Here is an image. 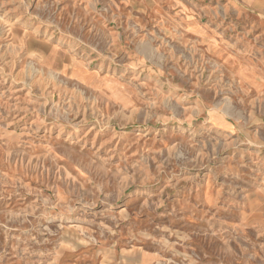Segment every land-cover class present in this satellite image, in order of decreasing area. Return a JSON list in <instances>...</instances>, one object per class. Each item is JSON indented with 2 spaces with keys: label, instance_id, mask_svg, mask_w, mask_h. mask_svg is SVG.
I'll return each mask as SVG.
<instances>
[{
  "label": "rangeland",
  "instance_id": "obj_1",
  "mask_svg": "<svg viewBox=\"0 0 264 264\" xmlns=\"http://www.w3.org/2000/svg\"><path fill=\"white\" fill-rule=\"evenodd\" d=\"M0 264H264V0H0Z\"/></svg>",
  "mask_w": 264,
  "mask_h": 264
}]
</instances>
